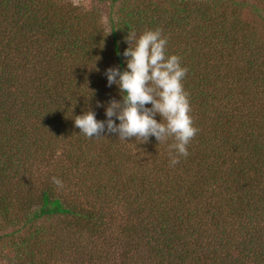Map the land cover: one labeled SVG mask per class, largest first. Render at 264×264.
I'll return each mask as SVG.
<instances>
[{"label":"trees","instance_id":"1","mask_svg":"<svg viewBox=\"0 0 264 264\" xmlns=\"http://www.w3.org/2000/svg\"><path fill=\"white\" fill-rule=\"evenodd\" d=\"M97 1L0 0V264H264V0ZM148 29L198 128L173 166L171 138L73 121L104 119L105 69Z\"/></svg>","mask_w":264,"mask_h":264},{"label":"clouds","instance_id":"2","mask_svg":"<svg viewBox=\"0 0 264 264\" xmlns=\"http://www.w3.org/2000/svg\"><path fill=\"white\" fill-rule=\"evenodd\" d=\"M125 41L128 46L122 53L123 69H105L107 86L116 85L120 99L107 102L103 120L89 109L74 116V125L87 138L115 135L124 141L134 137L141 143L149 137L158 143L171 138L169 163L173 166L188 155L187 145L198 132L182 84L187 68L181 65L180 57L167 52V38L160 29H148L139 35L129 31ZM52 180L62 187L58 178Z\"/></svg>","mask_w":264,"mask_h":264},{"label":"rangeland","instance_id":"3","mask_svg":"<svg viewBox=\"0 0 264 264\" xmlns=\"http://www.w3.org/2000/svg\"><path fill=\"white\" fill-rule=\"evenodd\" d=\"M73 3L83 6L86 9H94L99 11L101 14L107 15L108 10L105 5L99 4L97 0H71Z\"/></svg>","mask_w":264,"mask_h":264}]
</instances>
